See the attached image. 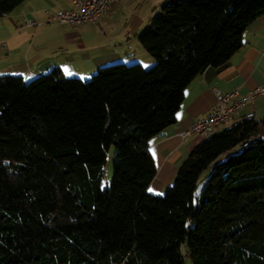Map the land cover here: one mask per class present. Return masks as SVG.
<instances>
[{"label": "trees", "instance_id": "16d2710c", "mask_svg": "<svg viewBox=\"0 0 264 264\" xmlns=\"http://www.w3.org/2000/svg\"><path fill=\"white\" fill-rule=\"evenodd\" d=\"M24 2L0 0V18ZM262 17L264 0H166L139 39L149 68L0 75V264H264V119L216 129L163 194L149 191L150 147L186 89Z\"/></svg>", "mask_w": 264, "mask_h": 264}, {"label": "crops", "instance_id": "0c3cea01", "mask_svg": "<svg viewBox=\"0 0 264 264\" xmlns=\"http://www.w3.org/2000/svg\"><path fill=\"white\" fill-rule=\"evenodd\" d=\"M166 0H125L112 4L96 24L71 27L50 22L48 13L71 9L70 0H26L11 14L0 18V75L22 76L31 80L60 68L66 77L87 81L101 67L126 63L124 54L139 51L133 60L145 66L154 59L140 44V36L158 18ZM34 22L41 27H28ZM146 25H149L146 29ZM145 29V30H144ZM134 35V36H133ZM143 50V51H142ZM147 66V67H148ZM264 87V17L244 34V46L220 68L209 67L186 89L178 121L158 136L150 147L158 173L149 191L163 194L170 187L190 153L206 138L192 133L197 120L218 107L217 91L227 95L240 92L249 96ZM245 118L264 119V94L249 99L228 122Z\"/></svg>", "mask_w": 264, "mask_h": 264}, {"label": "built area", "instance_id": "2783aa9c", "mask_svg": "<svg viewBox=\"0 0 264 264\" xmlns=\"http://www.w3.org/2000/svg\"><path fill=\"white\" fill-rule=\"evenodd\" d=\"M71 9L61 10L55 14L48 13L49 21H57L71 27H80L85 24H96L102 18L110 5L121 3L125 0H70ZM28 27H36V23L27 24ZM240 92L233 91L227 95H222L217 91L219 104L206 118L197 120L191 131L186 133V136L192 133L199 134L205 138L211 136L216 129L232 119L234 114L249 100L257 95L264 94V87L252 92L249 96L239 98Z\"/></svg>", "mask_w": 264, "mask_h": 264}, {"label": "rangeland", "instance_id": "374dc122", "mask_svg": "<svg viewBox=\"0 0 264 264\" xmlns=\"http://www.w3.org/2000/svg\"><path fill=\"white\" fill-rule=\"evenodd\" d=\"M59 23V22H58ZM37 26H38V28L39 27H41V25L40 24H37ZM149 25H146L144 28L146 29L147 27H148ZM144 29V30H145ZM134 36V35H133ZM143 51V50H142ZM136 55H138V57H139V55H140V52L139 51H136V52H131V53H129V57H127V55L126 54H124L123 56L126 58V63L125 64H127L128 66L129 65H132V64H135V63H138V62H136V61H134L133 60V57L134 56H136ZM149 55V54H148ZM149 57H151V56H149ZM153 59V58H152ZM118 64L119 62L117 61V62H115V63H112V64ZM143 66H145L146 65V61H142V63H141ZM111 65V64H110ZM107 66V65H106ZM148 66V65H147ZM147 66H145V67H147ZM152 66V65H151ZM151 66H148L147 68H149V67H151ZM92 77V76H91ZM91 77H90V79H91ZM234 125V122H228V123H226V125H225V128H229V127H231V126H233ZM115 153H116V149H115V146H112L110 149H109V151H108V162H107V164L105 165V167H104V180H103V187L104 188H106L108 185L110 186L111 184H112V180H113V174H114V171H113V158H114V156H115ZM210 174V171H206L205 173H204V177H206V176H208ZM202 180H203V177H202ZM202 180L200 181V185H201V183H202ZM185 262H186V264H193L192 263V261H191V259L187 256V255H185Z\"/></svg>", "mask_w": 264, "mask_h": 264}]
</instances>
